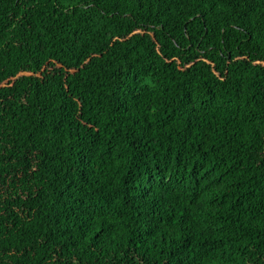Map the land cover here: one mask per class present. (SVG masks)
Instances as JSON below:
<instances>
[{
	"label": "trees",
	"instance_id": "16d2710c",
	"mask_svg": "<svg viewBox=\"0 0 264 264\" xmlns=\"http://www.w3.org/2000/svg\"><path fill=\"white\" fill-rule=\"evenodd\" d=\"M0 264H264V0H0Z\"/></svg>",
	"mask_w": 264,
	"mask_h": 264
}]
</instances>
